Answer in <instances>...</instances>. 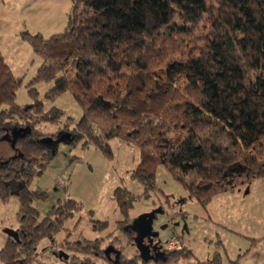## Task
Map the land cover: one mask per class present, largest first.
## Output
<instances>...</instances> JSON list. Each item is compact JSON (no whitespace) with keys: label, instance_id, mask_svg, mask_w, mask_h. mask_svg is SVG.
I'll return each mask as SVG.
<instances>
[{"label":"trees","instance_id":"16d2710c","mask_svg":"<svg viewBox=\"0 0 264 264\" xmlns=\"http://www.w3.org/2000/svg\"><path fill=\"white\" fill-rule=\"evenodd\" d=\"M175 8L181 25L173 21ZM22 37L42 63L28 86L33 103L23 106L16 102L22 79L0 51V140L12 137L13 129H32L16 139L13 156L0 158V199L20 201L19 226L0 249L1 264H30L40 241L63 229L68 237L62 245L74 253L72 260L116 264L103 238L69 240L65 223L82 208L78 201H59L45 216L34 204L47 192L30 183L55 156L61 132L70 143L83 139L109 155L114 137L136 144L143 162L165 165L204 206L264 178V0H73L64 32ZM40 81L54 83L48 100L71 92L83 109L78 122L57 106L46 108L38 98ZM64 116L66 130L55 136L36 127ZM172 135L183 140L176 145ZM145 164L132 175L149 192L156 189V174ZM115 198L125 211L135 199L126 188ZM183 250L156 263L192 255ZM140 262L148 263L121 251L118 264Z\"/></svg>","mask_w":264,"mask_h":264},{"label":"rangeland","instance_id":"374dc122","mask_svg":"<svg viewBox=\"0 0 264 264\" xmlns=\"http://www.w3.org/2000/svg\"><path fill=\"white\" fill-rule=\"evenodd\" d=\"M72 5L73 0H0V51L14 75L22 79L16 95L18 104L33 103L28 86L42 63L31 44L23 39L24 32L40 33L45 38L64 32ZM171 15L173 21L181 25V10L172 9ZM200 32H196L198 37H201ZM53 85L46 81L37 83L38 98L44 101L46 108L57 106L78 122L83 109L70 91L53 101L48 100L46 94ZM65 121L66 116L56 123L40 122L36 127L45 135L55 136L64 131ZM172 137L176 145L183 140L181 135H177V141L176 135ZM109 145L110 155L92 143L84 145L83 139L57 143L56 154L43 174L30 183L32 189L47 192L45 199L34 203L42 216L59 201L75 199L82 208L65 223V228L71 232L69 240L103 238L102 248L114 245L127 257H138L139 252L133 244L134 234L127 235L122 228L144 213L162 209L164 213L158 214L154 221V227L160 232L158 240L165 242L173 234L178 235L186 246L183 247L185 252L189 254L190 250L192 253L171 264L240 262L239 255L250 247L253 236L250 235L251 219L255 214L252 211L258 208L257 214L264 221V178L255 179L248 185L251 193L246 197L242 191L244 184L235 188L234 193L215 195L204 206L165 165L143 162L141 149L136 144L114 137L109 140ZM14 152L8 141L0 140V158L13 156ZM140 164L154 170L156 189L145 192L143 184L133 177V171ZM118 188L128 189L135 197L133 206L126 211L119 207L115 198ZM19 209L17 196L5 202L0 199V249L9 237L7 229L19 226ZM66 237L67 231L63 229L53 240L42 239L30 264H81L80 260H72L74 253L62 245ZM62 251L67 258L57 255ZM95 262L110 264L104 259Z\"/></svg>","mask_w":264,"mask_h":264},{"label":"water","instance_id":"95a60500","mask_svg":"<svg viewBox=\"0 0 264 264\" xmlns=\"http://www.w3.org/2000/svg\"><path fill=\"white\" fill-rule=\"evenodd\" d=\"M31 127H25L20 129H13L12 137L5 135L1 138V140L11 141V146L15 148V142L18 137H24L27 134L31 133ZM62 132L59 134V138L54 142L57 144L59 141L65 140L69 137L68 134L62 137ZM51 140V138H49ZM160 213H164L162 209H156L149 213H144L137 217L132 224L128 226L136 233L134 238L135 245L140 252V256L144 261L149 262L150 260L155 259L156 257H162L165 252L161 250V246L159 245L160 241L153 243V239L159 236V232H155L154 228V220L157 215ZM13 229H7L9 235H15ZM157 252L155 255H152L151 251ZM106 254L109 256V259H112L110 256L111 253L115 254L114 262L118 264L120 262L121 251L115 248L113 245H110L105 250ZM59 257L67 258L66 254H62Z\"/></svg>","mask_w":264,"mask_h":264},{"label":"crops","instance_id":"0c3cea01","mask_svg":"<svg viewBox=\"0 0 264 264\" xmlns=\"http://www.w3.org/2000/svg\"><path fill=\"white\" fill-rule=\"evenodd\" d=\"M251 183L244 185V190H242L244 191V197L251 193L250 187L248 186ZM234 191L224 194L234 193ZM257 211L258 208L252 211L255 214H253L251 219L253 224L250 228V235L253 236L250 238V247L239 255L240 264H264V221L258 216Z\"/></svg>","mask_w":264,"mask_h":264},{"label":"flooded vegetation","instance_id":"af4514ba","mask_svg":"<svg viewBox=\"0 0 264 264\" xmlns=\"http://www.w3.org/2000/svg\"><path fill=\"white\" fill-rule=\"evenodd\" d=\"M158 216V215H157ZM157 218V217H156ZM155 221V220H154ZM129 226V224L127 225V227ZM166 227H168V226H166ZM131 229V228H130ZM153 230L155 231V232H159L155 227L153 228ZM132 232H133V244H134V246L136 247V245H135V242H134V238H135V236H136V233L132 230ZM159 235H160V232H159ZM172 236H177L179 239H180V241H181V237L180 236H178V235H175V234H173ZM159 239V236L158 237H156V238H154L153 239V243H156V242H158V241H160V243H159V245L161 246V250L163 251V252H165V254L162 256V257H166V255L170 252V251H167V250H165V242L167 241H165V242H162L161 240H158ZM181 243H182V241H181ZM114 246V245H113ZM183 243H182V249H183ZM136 249H137V247H136ZM181 249V250H182ZM138 250V249H137ZM138 252H139V250H138ZM151 253H152V255H155V253H157V252H154L153 250L151 251ZM139 254H140V252H139ZM162 257H156L155 259H153V260H150L149 262H155L156 263V261L158 260V259H160V258H162ZM143 260V259H142ZM157 264V263H156Z\"/></svg>","mask_w":264,"mask_h":264},{"label":"built area","instance_id":"2783aa9c","mask_svg":"<svg viewBox=\"0 0 264 264\" xmlns=\"http://www.w3.org/2000/svg\"><path fill=\"white\" fill-rule=\"evenodd\" d=\"M181 249H182V243L177 236H171L165 242V250L167 251L181 250Z\"/></svg>","mask_w":264,"mask_h":264}]
</instances>
